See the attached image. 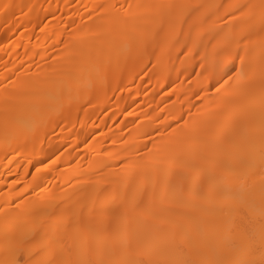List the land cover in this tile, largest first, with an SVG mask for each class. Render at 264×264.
Segmentation results:
<instances>
[{
	"label": "bare ground",
	"instance_id": "6f19581e",
	"mask_svg": "<svg viewBox=\"0 0 264 264\" xmlns=\"http://www.w3.org/2000/svg\"><path fill=\"white\" fill-rule=\"evenodd\" d=\"M33 236L43 264H262L264 0H0V264Z\"/></svg>",
	"mask_w": 264,
	"mask_h": 264
},
{
	"label": "snow or ice",
	"instance_id": "6c2138e0",
	"mask_svg": "<svg viewBox=\"0 0 264 264\" xmlns=\"http://www.w3.org/2000/svg\"><path fill=\"white\" fill-rule=\"evenodd\" d=\"M11 5H3V8L7 9L10 8ZM241 59V63H243V58ZM239 75V73H238ZM43 244V241L38 240L35 236L31 238H26L23 239L19 242V247L13 254V258L7 262V264H43L41 261H31V260H25L23 259V253L24 252H29L31 253L32 251L36 250L38 245ZM46 250L45 248H40L39 251H44ZM39 251L37 254H39ZM17 255H19L20 258H17ZM262 264H264V261H262Z\"/></svg>",
	"mask_w": 264,
	"mask_h": 264
}]
</instances>
